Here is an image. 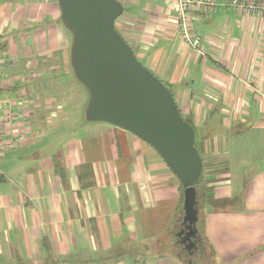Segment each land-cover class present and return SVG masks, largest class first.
<instances>
[{"label": "crops", "instance_id": "0c3cea01", "mask_svg": "<svg viewBox=\"0 0 264 264\" xmlns=\"http://www.w3.org/2000/svg\"><path fill=\"white\" fill-rule=\"evenodd\" d=\"M130 1L141 36L130 30L128 42L198 129L211 165L218 203L203 209V245L216 264H264V15L226 3L194 17L190 5L193 48L178 31L179 0ZM72 39L58 0H0L11 75L2 94L33 111L32 142L0 160V264H186L170 251L184 188L158 152L108 123L63 127L64 98L82 95Z\"/></svg>", "mask_w": 264, "mask_h": 264}, {"label": "water", "instance_id": "95a60500", "mask_svg": "<svg viewBox=\"0 0 264 264\" xmlns=\"http://www.w3.org/2000/svg\"><path fill=\"white\" fill-rule=\"evenodd\" d=\"M61 20L72 35L71 65L88 92V122H104L151 145L184 188L183 229L198 234V192L204 170L196 130L182 115L173 92L149 70L117 30L125 7L119 0H58ZM191 249V248H190Z\"/></svg>", "mask_w": 264, "mask_h": 264}, {"label": "built area", "instance_id": "2783aa9c", "mask_svg": "<svg viewBox=\"0 0 264 264\" xmlns=\"http://www.w3.org/2000/svg\"><path fill=\"white\" fill-rule=\"evenodd\" d=\"M226 3L240 12L264 15V0H179L178 31L183 42L196 48L190 31L191 24L188 22L190 5L196 12L194 17H197V13L212 14ZM201 52L205 53L202 49ZM4 75L0 59V160L11 149L18 145H27L33 139L30 125L33 112L31 103L25 98L12 99L2 94L10 85Z\"/></svg>", "mask_w": 264, "mask_h": 264}, {"label": "rangeland", "instance_id": "374dc122", "mask_svg": "<svg viewBox=\"0 0 264 264\" xmlns=\"http://www.w3.org/2000/svg\"><path fill=\"white\" fill-rule=\"evenodd\" d=\"M119 1L122 2V4L125 3V10H124L123 15L117 20V23H116V27L118 28L117 30L123 35V37H125V39H127V41L129 40V41H131V43L134 44L135 42H132V40H130L128 38V33H130L131 31L132 32L135 31L138 36H141V27H140L139 23H136L135 21H130V22L128 21L129 18H131V19L135 18L134 16H132V14L130 12L131 10L129 9V7L126 4L127 2L130 3L131 1L130 0H119ZM135 16H137V15H135ZM126 36H127V38H126ZM131 43H129L130 46H131ZM136 49H137V47H136ZM139 53H140V56H141V47H139ZM136 55L138 57V54H136ZM5 58L7 59V57H5ZM139 60L141 61V58H139ZM141 62L143 63V65H145L148 68V66L145 64L144 61H141ZM148 69L152 71L151 68H148ZM7 71H8V69H7ZM8 72H7L8 76L5 77V80L9 79V77L11 76V75L9 76V73ZM73 77H74V81H76V88H80V90L82 91V93H81L82 95H79V93H77V91L76 92L74 91V92L70 93L68 96H66V98H64L65 99V103H68L66 105H69L70 106L68 108H65V113H63V115L66 118L65 119V122L63 123V127L65 129H69L71 126H75L77 123L84 124L86 122V119H85V109H86V106H87V103H88V100H89V96H88L89 94L86 91V89L77 81V79L75 78L74 75H73ZM33 81L35 83H37V86L43 85L42 84L43 79L38 80L37 76L35 77V79ZM66 81H67V79H66ZM42 88L43 87H41V89ZM45 94H47L46 98L48 99L49 94L48 93H45ZM85 97H86V101L83 102V100L85 99ZM81 105L84 106L83 110L80 111V112H77V111H79V110H77V108L78 109L80 108V110H81ZM49 106H51V102H49ZM44 108H45V106H44ZM53 112H54V110H50L47 113H45V110H44V114H46L48 116L47 124L48 123H50V124L52 123V121H53L52 113ZM51 125H53V124H51ZM43 130H44L43 133L46 135V132L47 131H50V128H49V126H45V128ZM196 131H198L197 128H196ZM197 139H198L197 140V145L200 148L203 145H201V143L199 142V137H197ZM30 143H28V144H30ZM23 146H26V145H23ZM20 147H22V145H18L14 149H17V148H20ZM14 149H11V150H14ZM204 156H205V154H204ZM205 165L207 166V168L203 171V174H202L203 177H204V183L201 182V184L198 185V186L199 187H202L203 185H206L209 188H211L210 190H214V187L215 186L213 187V182L212 181L207 182V180H209L208 177H207V175L209 174L208 170H210L209 167H211V165H210V163H205ZM203 177H201L202 180H203ZM217 203H218V201L215 200L214 195H210L207 199H205L202 202V204H203L204 207L206 205H216ZM201 212L202 213L200 215V218L203 219V210H201ZM203 242H205V241H203ZM203 246L205 247V252L202 254V256L199 259H197V261L199 262V264H216L215 261H214L215 258L213 256V251L211 250V248L208 245H206V242L204 243ZM171 250H172V255H173V251L174 252L175 251L177 252L179 250V248L178 247L177 248H174V245H173V242H172L170 251ZM173 257L174 256H172V258Z\"/></svg>", "mask_w": 264, "mask_h": 264}, {"label": "flooded vegetation", "instance_id": "af4514ba", "mask_svg": "<svg viewBox=\"0 0 264 264\" xmlns=\"http://www.w3.org/2000/svg\"><path fill=\"white\" fill-rule=\"evenodd\" d=\"M181 229H183V225L180 226L178 232H180ZM191 242H193L195 246L190 247L189 241H186L183 236L178 237V248L181 250L183 259L187 262V264H198L197 259H199L205 252V247L203 246L199 234H197L195 237H192Z\"/></svg>", "mask_w": 264, "mask_h": 264}, {"label": "trees", "instance_id": "16d2710c", "mask_svg": "<svg viewBox=\"0 0 264 264\" xmlns=\"http://www.w3.org/2000/svg\"><path fill=\"white\" fill-rule=\"evenodd\" d=\"M117 28V27H116ZM118 29V28H117ZM125 38V37H124ZM127 41V40H126ZM128 42V41H127ZM134 50V49H133ZM136 53V52H135ZM74 73V72H73ZM186 119V118H185ZM187 121H189L188 119H186ZM190 122V121H189ZM195 128V127H194ZM196 130V128H195ZM196 147L198 148L201 156H202V159H203V162H204V153H205V150L203 147H198L197 145V137H196ZM206 169V165H205V162H204V170ZM203 170V171H204ZM203 174V172H202ZM201 177H203V175H201ZM200 177L199 181L196 183L195 187L197 189V192H198V203H199V209H200V212H199V220L196 224L197 226V229H198V233L199 234H202L203 233V219L200 218V215H201V210L204 209V206L202 204V202L207 199L210 195H213V190H210L211 188H209L208 186L206 185H203L202 187H199L198 185L202 183H204V177H203V180L202 178ZM209 181H212V180H207V182ZM200 182V183H199ZM182 222H183V211H182V214H179L178 218H177V221H176V225L179 226L178 229L180 228V226L182 225Z\"/></svg>", "mask_w": 264, "mask_h": 264}]
</instances>
